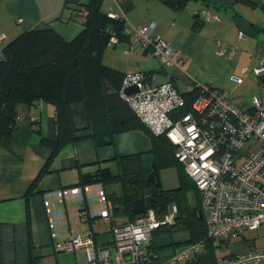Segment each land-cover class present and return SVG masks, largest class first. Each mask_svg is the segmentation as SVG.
I'll use <instances>...</instances> for the list:
<instances>
[{"label":"crops","instance_id":"0c3cea01","mask_svg":"<svg viewBox=\"0 0 264 264\" xmlns=\"http://www.w3.org/2000/svg\"><path fill=\"white\" fill-rule=\"evenodd\" d=\"M86 1L0 0V36L4 37L0 47L24 31L47 26L59 15L62 18L54 22L57 29L67 37L75 35L82 24L70 4ZM251 1L254 7L237 0H210V6L190 1L187 9L175 11L162 0H102L104 11L123 17L132 26L155 22L153 34L176 48L175 63L165 70L146 50L125 45L107 48L104 62L125 73L152 70L154 83L172 79L181 92L193 84H211L224 90L239 109L251 110L254 97L264 103V71H255L264 64V0ZM204 8L218 19L207 21L203 13L198 15ZM239 32L246 36L240 38ZM224 46L234 48L233 56L222 51ZM233 77H241L242 81L237 83ZM16 111L18 127L11 145L0 146V264H88L85 247L67 252L63 244L74 234L88 232L93 234L96 246H107L112 241L113 223L127 218L111 217V222L108 216L114 205L107 194H120L119 184L80 185L81 176L96 169L92 163L97 161L114 170L111 159L116 154L149 152L151 137L135 130L117 135L114 147H96L89 138L69 143L29 193L51 153L42 139L57 136L56 113L52 104L43 101L35 105L18 103ZM71 111L77 133H88L85 104L73 103ZM260 229L220 240L221 254L264 250V232ZM177 239L175 234H154L150 243L158 261L167 262L186 247L170 245Z\"/></svg>","mask_w":264,"mask_h":264},{"label":"trees","instance_id":"16d2710c","mask_svg":"<svg viewBox=\"0 0 264 264\" xmlns=\"http://www.w3.org/2000/svg\"><path fill=\"white\" fill-rule=\"evenodd\" d=\"M101 1L88 0L79 4H70L71 8L77 12L82 24L81 30L73 37L68 38L54 25L56 20L62 18L59 15L47 26L24 31L14 40L0 47L2 53L0 57V146L10 147L11 145L13 132L18 127L16 111L18 103L35 105L43 101L55 107L57 136L53 139L47 137L42 139V142L51 149V153L33 181L30 193L37 186L41 175L48 170L50 162L69 143L89 138L96 147H114L116 137L120 133L141 130L149 134L151 137L149 152L116 154L111 159L115 162L114 170L110 166L101 165L100 161L94 162L92 164L97 165L96 169L84 172L79 184L102 183L121 186L120 194H107V198L114 205L108 216L113 219L118 217L127 219L121 223H113L111 232L114 226L133 222L139 216L132 212L133 202L138 198L152 196L153 209L158 218L164 217L169 204H176L178 207L176 225H165L158 231L173 235L174 232L182 230L186 234L183 239L178 237V241H170L172 246L182 244L189 248L193 244L201 243L198 251L193 252L179 264H218L216 250L222 247V241H215L208 236L206 222L199 216L202 192L176 157V145L166 134H154L123 97L121 90L124 79L130 72L125 73L104 62V54L109 47L120 44L130 49L139 47L131 46L129 36L125 32L126 20L123 17L111 16L104 11ZM162 1L175 11L187 9L190 1H200L205 6H210V0ZM237 1L255 6L251 0ZM225 7L230 6H215V8ZM198 15H202V10ZM113 37L118 38L119 41L113 42ZM144 50L152 56V48H144ZM156 59L161 63V70L169 67L158 58ZM136 72L145 75V83L159 85L153 81L152 70L133 71V73ZM167 82L172 83L177 89L172 79ZM199 85L217 89L232 101L224 90L211 84H193L184 92L177 89L183 97L184 105L170 112L172 119L178 120L192 111V104L201 93ZM76 102H83L87 108L88 133L78 134V130L74 127L71 105ZM146 154L154 155L158 168L169 163L179 164L182 168L180 184L168 190L163 189L161 185L147 184L146 178L149 173L143 167V157ZM191 187L197 193V201L193 205L188 198ZM146 249L148 259L144 264H166L167 262L170 264L169 260L158 261L155 247L151 243L146 245Z\"/></svg>","mask_w":264,"mask_h":264},{"label":"built area","instance_id":"2783aa9c","mask_svg":"<svg viewBox=\"0 0 264 264\" xmlns=\"http://www.w3.org/2000/svg\"><path fill=\"white\" fill-rule=\"evenodd\" d=\"M202 13L207 21L218 19L206 9ZM155 29V22L138 27L127 23L125 32L132 47L152 48V56L171 66L175 63L176 48L163 37L154 35ZM245 36L239 32L240 38ZM3 41L4 37L0 36V46ZM112 41L119 40L113 37ZM222 51L229 52L230 56L235 52L228 46ZM255 71H264V64ZM232 79L237 83L242 81L241 77ZM134 86L137 91L129 93L128 88ZM199 86L201 93L193 102L192 111L178 120L172 119L170 112L183 106L184 100L170 82L150 85L145 83V75L130 72L121 92L154 134L164 133L176 145V157L202 192L201 210L208 236L219 241L264 227V103L254 97L253 109L243 111L217 89ZM177 213L174 203L168 205L163 218H158L155 210L150 209L133 222L114 226L111 245L96 246L93 234L86 232L72 235L63 249L75 252L85 247L88 264H144L148 259L146 245L152 235L162 226L176 225ZM200 246L201 243H196L174 254L169 263L179 264ZM216 253L218 264L264 263V250L222 256L218 247Z\"/></svg>","mask_w":264,"mask_h":264},{"label":"rangeland","instance_id":"374dc122","mask_svg":"<svg viewBox=\"0 0 264 264\" xmlns=\"http://www.w3.org/2000/svg\"><path fill=\"white\" fill-rule=\"evenodd\" d=\"M69 37H73V36H68V38ZM121 47H124V45H121L120 44V45L117 46V48H121ZM108 49H113V48L112 47H109ZM152 59L156 61V63H157L158 66H160L159 65V61L156 58H152ZM181 169L182 168L180 167V165L179 164H176V163H169L168 165H163V166L159 167L158 168V172H159L161 187L163 189H167V190L168 189L176 188L180 184V171H181ZM188 198L190 200V204L191 205H193L197 201V193H196V191L192 187L188 191ZM202 218L204 219V217H202ZM160 231L161 230H159V231L157 230V231H155L154 234H157V233L159 234ZM259 232H264V227H261V229L259 230ZM248 233H251L252 234L251 231H248ZM154 234L152 235V239H153ZM174 234H175V236H177V237H179L181 239H183L184 237H186V234L182 230H179L177 232H174ZM187 247L188 246H186L185 248H187ZM179 252L180 251L175 252V254L176 253H179ZM115 256H117V254H115ZM172 257H173V255H172Z\"/></svg>","mask_w":264,"mask_h":264},{"label":"water","instance_id":"95a60500","mask_svg":"<svg viewBox=\"0 0 264 264\" xmlns=\"http://www.w3.org/2000/svg\"><path fill=\"white\" fill-rule=\"evenodd\" d=\"M137 91V87H130L128 88V92L132 93ZM143 167L149 173L146 182L147 184H154L156 186H160V177L158 172V166L155 162V157L153 154H146L143 157ZM153 209V198L152 196L148 195L145 198H138L134 200L132 206V212L136 215H140L145 213L147 210ZM202 211H199V216L202 218Z\"/></svg>","mask_w":264,"mask_h":264}]
</instances>
